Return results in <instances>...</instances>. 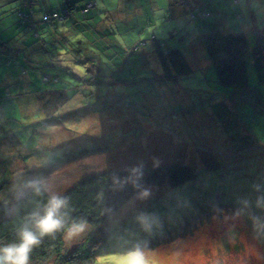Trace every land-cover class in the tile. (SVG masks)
Listing matches in <instances>:
<instances>
[{
  "label": "rangeland",
  "instance_id": "374dc122",
  "mask_svg": "<svg viewBox=\"0 0 264 264\" xmlns=\"http://www.w3.org/2000/svg\"><path fill=\"white\" fill-rule=\"evenodd\" d=\"M33 1L32 23L22 25L18 11L23 0H0V29L6 32L1 36L9 39L8 48L15 51L10 55L6 49L9 62L0 69V150L4 151L0 156V208L20 197L21 191L14 194L15 186L24 194L40 184L51 197H63L93 174L189 163L197 173L195 180L177 187L149 186L109 216L100 204L85 211L86 231L72 241L64 237L63 254H71L88 239L94 244L92 253L86 250L91 264H127L130 260L137 264H264V117L248 109L229 113L219 104L209 105L230 90L218 85L201 40L216 27L223 28L224 34L245 33L254 47L252 26L264 27V0H187L188 6L173 4V0H96L99 10L108 4V9L119 11L117 16L104 14L103 18L124 49L105 50L108 42L103 29L86 28L81 39L93 49L88 52L92 63L100 62L102 71L110 74L113 70L106 60L115 68L124 67L122 79L127 83H106L103 77L93 81V73L74 63V55L87 53L74 32L68 36L78 49L59 46L72 30L70 23L44 18L60 13L50 10L63 9L68 0ZM69 1L82 6L87 0ZM36 31L41 32V39L33 34ZM22 33L29 38L22 40ZM153 36L165 42L166 49L181 45L195 72L177 83L143 81L145 76L162 73ZM140 39L153 51L149 62L142 57L146 47L126 61L124 52L132 48L128 45ZM17 50H21L20 57L14 56ZM97 55L104 60L99 61ZM248 70L250 85L257 87L250 53ZM47 77L51 79L46 81ZM120 101L133 107H119ZM200 149L225 160L226 168L201 174L203 166H197L196 153ZM229 199L233 206H244L239 208L247 221L241 222L243 213L226 220L223 212L229 208ZM195 201H225L221 207L215 205L219 212L223 208V220L201 227L193 237L192 230L179 236L173 229L169 232L176 236L158 240L169 241L156 246L153 236L146 244L149 248L140 246L147 231L168 226L174 212L192 208ZM1 211L8 215L12 209ZM136 252L142 255H132ZM54 262L55 258L49 264Z\"/></svg>",
  "mask_w": 264,
  "mask_h": 264
},
{
  "label": "trees",
  "instance_id": "16d2710c",
  "mask_svg": "<svg viewBox=\"0 0 264 264\" xmlns=\"http://www.w3.org/2000/svg\"><path fill=\"white\" fill-rule=\"evenodd\" d=\"M32 2L31 0H23V7L18 11L22 25H28L32 23V15L34 14ZM89 2L94 3V7L86 11V7ZM172 3L176 5L184 4L188 6L187 0H173ZM97 10L99 9L97 8L96 0H87L82 6L77 2L68 0L64 3L63 9L59 10L61 12L56 13L59 16L58 18L46 19V17L49 16L46 15L44 20L46 22H57L58 19L67 21L74 11L77 13L75 16L81 17L83 20H88V25L83 28L84 30L81 29L82 31L76 30L77 28H74L71 25L72 30L66 32L68 38L64 37L63 42H58L59 46L63 47L64 49H67L68 47L71 49H78L77 43L76 46H74L73 43L71 44L70 37L68 36L69 33L74 32V36L78 37L76 41H78L80 48L82 49L84 46V50L87 52L84 57H82V53H77L76 56L74 55V63L78 62L79 64H83L84 68L86 69V73H93V78H95L93 81H97L98 78L103 77L105 80H107L106 83H109V81H112L111 83H127L126 78L122 79L125 69L124 67L115 68L109 60H106L107 65L111 70H113V73L111 74L110 71H108L111 76V78H109L110 76L108 73L102 71L100 62L99 65L92 63L93 57H89L88 52L93 49L89 45H84L85 42L81 39L82 34L86 32L88 28L95 31H101L103 29L102 31L106 35V40L108 42L105 50L124 49L121 42L115 36L116 31H114L113 28L110 29L108 24L104 22L103 15H107V13H104L105 9L102 11L99 10L98 12ZM94 14L96 15L92 20L91 18ZM222 26H226V24L223 23ZM111 27H113V25H111ZM215 28L216 27H213L210 31L204 33L201 37V40L207 59L214 69L218 85L230 91L225 95L210 92L212 95L216 96H218L217 94H220L222 98H218V96L217 101L214 103H209V105L212 106L214 104H219V106H222L224 111L229 113L236 112L238 111L237 109H248L250 113L256 117H264V27H260L258 23H254L252 26V36L255 39V45L252 48L245 33L240 32L236 34H224L223 28ZM45 32H47V30H43V33ZM35 33L37 38L41 39V32H33V34ZM170 35H172V33ZM20 36L22 40L29 38L23 33ZM151 39L156 44L158 57L162 66V73H154L156 76L150 78L145 76L143 81L148 82L149 84H152L153 82L177 83L179 80L189 77L193 72H195L190 64L188 55H184L182 53L181 48L183 47L181 45L176 44V46H174L176 49H166L165 42L157 41L154 39V36L151 37ZM181 40L184 41L183 39ZM8 41L9 39H0V58L2 59L0 60V69L4 68L8 64V58H10L9 53L12 55L15 52H11V50L8 48V44L10 45ZM43 42L45 45L46 41ZM53 44L55 45L56 42H53ZM97 46L100 47V45ZM128 46H132V48L124 52L126 61L131 59L130 57L134 52H139L141 49H143V47H146L145 49L147 50H142V57L147 59V63L149 62V48L147 46L146 40L140 39L138 41H133V43L131 45L129 44ZM56 47L57 46L55 45V48ZM6 49L9 50L8 54L5 53ZM20 53L21 50H17L14 56L18 55V57H20ZM45 53L49 54V51L47 50ZM249 53L255 63L258 79L257 87L251 86L249 81ZM77 56L81 58L82 63L79 61ZM97 58L99 61L104 60L99 58L98 55ZM52 65H54V63H52ZM85 69H83V71ZM132 75L134 78L135 75ZM50 79V77L45 78L46 81H49ZM78 79L82 80V77H78ZM52 93L53 92H51V95ZM118 106L127 108L133 107L132 104L126 101L118 102ZM212 115L216 117L215 112ZM196 153L199 158L197 160V166H203L200 171L201 174L217 173L225 169L227 166V162H225V160L222 161L217 157L216 154L212 152L200 149L197 150ZM196 178L197 173L189 163H171L147 168L109 171L86 177L76 187L61 197L68 200L67 207L62 210V213L64 214L63 218L65 220V228L57 231L52 236L43 237L41 239V243L33 248L30 254L29 264H49L50 260L53 258H55L54 264H91L92 261L90 253H92L94 244H89L88 239L82 242L71 254H63L65 247L64 237L67 228L70 227L72 223L86 222L85 211L92 209L96 204H100L103 207L106 216H109L110 214L119 210L127 201H129L135 195L141 193L149 186L169 185L172 187H177L184 185L191 180H195ZM37 188H39V192L37 191ZM1 191L2 187H0V193ZM50 199L51 196L46 191V189L42 185L37 184L30 188L20 198L16 199L12 204H8L6 207L2 208V210L5 211L12 209V212L6 215V217L0 221V247L13 243H20L19 232L25 227L31 229L32 231H36L35 222L31 218L32 214L39 213L43 215ZM208 203L211 204L208 205ZM223 203H225V201H217L216 203L209 201L202 204H199L195 201L192 208L181 213L178 211L177 214L174 212V217L169 222L168 226L159 228L157 231H147L145 233V238H142L141 240L142 242L140 246L150 243L149 240L152 239L153 236L155 237L154 239L156 246L169 241L167 238H164L160 241L158 240L160 237L169 235V231L173 229H176L173 231L174 233L177 232L179 236H181L183 232L192 230L191 236L193 237L201 227H207L211 222V224L219 223L223 217V213H226L227 215L226 220H228L229 217L234 218L239 213H241V215L242 213L244 215L246 214L245 212L241 211L243 209L239 208L244 206H233V201L230 199L227 203V205H229L228 210L223 212L222 208L223 213L216 210L215 205L221 207ZM232 212H234V214H232ZM220 213L222 214L220 215ZM244 217L245 218H243L241 222L247 221L246 215ZM183 224H186V227H182ZM173 231L169 235V238L172 237V235L173 237L176 236V234H173ZM224 231H226V229H224ZM228 233L234 234V231L228 230ZM234 236L237 237V234H234ZM150 246L151 245H146L145 248H149ZM89 249L90 253H88L89 251H86Z\"/></svg>",
  "mask_w": 264,
  "mask_h": 264
},
{
  "label": "clouds",
  "instance_id": "9594fccd",
  "mask_svg": "<svg viewBox=\"0 0 264 264\" xmlns=\"http://www.w3.org/2000/svg\"><path fill=\"white\" fill-rule=\"evenodd\" d=\"M39 192V188H37ZM68 205L66 198L53 195L46 206L44 214L33 213L32 219L35 222L36 231L25 227L19 232L20 243L10 244L0 247V264H29L30 254L34 247L41 243L45 236H52L57 231L65 228V220L62 210ZM87 229V222L72 223L67 228L65 239L74 240L77 236L82 235ZM132 255H142L141 252ZM103 264V261L100 262ZM127 264H137L136 261H128ZM146 264V262H141Z\"/></svg>",
  "mask_w": 264,
  "mask_h": 264
},
{
  "label": "crops",
  "instance_id": "0c3cea01",
  "mask_svg": "<svg viewBox=\"0 0 264 264\" xmlns=\"http://www.w3.org/2000/svg\"><path fill=\"white\" fill-rule=\"evenodd\" d=\"M33 0H31V2H32ZM34 2V1H33ZM32 2V3H33ZM107 5L108 4H105V11H104V13H107V16H110V17H114V16H117L118 14H119V11H117V10H110V9H108L107 8ZM97 6H98V4H97ZM63 7H64V5H63ZM62 7V8H63ZM59 10H62V9H59L58 7H57V9H54V10H50V11H59ZM103 10V9H102ZM101 10V11H102ZM96 11V10H95ZM99 10H97V12H98ZM125 13H126V15L125 16H128V11H124ZM91 13V12H90ZM143 13H145L146 14V12H144L143 11ZM77 13L74 11V13L72 14L73 15V17H72V15L70 16V18L69 19H67V22H66V24H68V23H70V25H72L74 28H77V29H83V28H85V26L86 25H88V20H83L81 17H78V16H75ZM95 15L96 14H94V15H92V20H93V17H95ZM104 16V15H103ZM148 16V15H147ZM92 20H90V21H92ZM65 24V25H66ZM57 27L58 28H62L59 24H57ZM73 28V29H74ZM76 29V30H77ZM64 30H66V26H64ZM76 30H74V31H76ZM84 30V29H83ZM68 32V31H67ZM5 33L6 32H4L2 29H0V39H2V34L3 35H5ZM172 34H175V33H172ZM183 40H185V36H183V38H182ZM155 44V43H154ZM170 44H173L172 42H170ZM155 46H156V44H155ZM173 46H176V45H173ZM153 54V51H151L150 49H149V56L150 55H152ZM0 95H2L1 93H0ZM1 140L2 139H0V144L2 143L1 142ZM15 141V140H14ZM16 141H18L17 140V138H16ZM21 144V143H20ZM15 145H18L17 144V142L15 143ZM1 152H0V156H3V154L2 153H4V151H3V149L2 150H0ZM6 154V153H5ZM1 160V159H0ZM22 189V188H21ZM21 191V195H20V197L23 195V193H22V190H20V188L18 187V186H15V188H14V194H17V192H20ZM19 197V198H20ZM4 207H6V205L5 206H3L2 208H4ZM2 209L0 208V221L2 220V219H4L5 217H6V215L4 216V214H2V211H1Z\"/></svg>",
  "mask_w": 264,
  "mask_h": 264
},
{
  "label": "built area",
  "instance_id": "2783aa9c",
  "mask_svg": "<svg viewBox=\"0 0 264 264\" xmlns=\"http://www.w3.org/2000/svg\"><path fill=\"white\" fill-rule=\"evenodd\" d=\"M92 7H94V3L89 2V3L87 4V7H86L87 9H86V11H87L88 9L92 8ZM58 17H59L58 14H50L49 16L46 17V19L58 18Z\"/></svg>",
  "mask_w": 264,
  "mask_h": 264
}]
</instances>
